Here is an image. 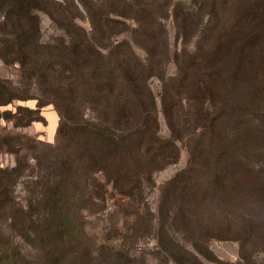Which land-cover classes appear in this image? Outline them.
Here are the masks:
<instances>
[{"label":"trees","instance_id":"trees-1","mask_svg":"<svg viewBox=\"0 0 264 264\" xmlns=\"http://www.w3.org/2000/svg\"><path fill=\"white\" fill-rule=\"evenodd\" d=\"M42 12L61 30L49 42ZM171 17L181 41L176 76L167 75ZM1 19L10 29L0 32V59L17 65L19 77L0 74V105L38 101L4 113L18 126L42 119L47 104L60 116L58 140L34 146L46 154L37 153L31 167L19 160L0 168L3 264L134 262L118 240H97L85 218L88 203L105 206L110 191L129 199L137 221L148 217L161 249L157 227L167 231L174 243L165 249L168 263H201L207 238H238L242 226L254 231L264 215V177L242 169L261 174L264 162L238 151L239 135L228 136L224 116L229 107L238 130L240 119L264 112V0H0ZM153 77L163 82L168 138L159 135ZM185 139L191 162L154 208L145 200L154 173L178 161ZM18 182L24 196L13 193ZM204 221L206 233L196 235ZM175 225L191 233L190 245Z\"/></svg>","mask_w":264,"mask_h":264},{"label":"rangeland","instance_id":"rangeland-1","mask_svg":"<svg viewBox=\"0 0 264 264\" xmlns=\"http://www.w3.org/2000/svg\"><path fill=\"white\" fill-rule=\"evenodd\" d=\"M40 19L41 36L44 42L51 41L61 33V30L46 13H40ZM80 22L88 27L87 22L82 20ZM167 28L170 53L172 55L167 64V75L176 76L178 66L173 55L181 48V41L177 36L172 17L167 20ZM9 29L7 21L1 19L0 32L5 33ZM0 74L3 77L16 80L19 77V68L14 64H6L0 59ZM150 86L155 94L158 108V118L160 121L159 135L163 138H168L171 136V131L163 113V82L160 78L153 77L150 79ZM37 104V99L30 98L28 100H16L3 106L0 105V168L13 167L19 160L26 162L31 167V164L35 162V157L39 155L37 153L44 155L48 152V149L45 147L40 146L36 148L34 146L38 145L40 141L54 143L58 140L57 132L60 116L53 104H47L42 107V119L33 121L25 126L16 125L10 115L4 113L6 110L16 111L17 105L36 107ZM188 112V110H185L182 115L185 123L190 119ZM232 114L228 107L224 116L226 133L228 136L233 134L239 135L237 143L235 142L239 152H245L253 162H264V112L253 116L250 120L240 119V129L238 130L235 129ZM232 138L234 139L235 136H232ZM197 142L198 137L190 142V147L194 148ZM178 144L180 147L178 161L154 173L155 187L145 195V200L154 208L161 204L164 186L178 172L187 168L191 162V148H189L188 141L186 139L179 140ZM239 156L241 155L239 154ZM249 158L245 159L249 160ZM248 168L242 169L243 176L254 175L256 177L260 175L259 177H264V172L256 174ZM192 177L195 178L196 174H193ZM20 180L25 181V179ZM23 186L22 182H18L17 185L13 186V193L18 196H24L25 190ZM128 201L129 199L125 198V196L110 191L107 195L105 206H102V202L98 200L88 203V210H85L84 214L90 227H92V231L96 236L95 238L97 240L105 238L111 241L114 239V242L118 240L120 243H123L127 249L136 255V260L130 264H177L175 262L168 263V253L165 249L174 247V243L170 240L167 231L162 230L159 226L157 227L158 231H161L160 235L165 245L161 249L158 245V234L155 232V228L151 226L148 217L142 216L137 221L136 217H133L131 214L136 208L129 204ZM166 223L167 221L164 219L163 225L165 229H167L168 225ZM253 225L255 227L253 232L252 226L240 227L239 236L235 239L207 238L202 243L205 246H200V249L208 257H202L203 262L201 261V263L193 259L191 263L187 262V264H264V215L258 216ZM176 226H174L176 228V235L180 239H183L182 242L184 244L190 245L189 243L193 238L191 233L182 232L179 226ZM208 227L209 224L205 221L201 224L199 223L198 228H196L198 234L196 232L195 234L203 235L206 233ZM4 228L5 221L2 220L0 222V229ZM250 232L254 234L252 239L249 238ZM104 251L107 252V249H104ZM243 253L248 254V258ZM249 258L252 260H249ZM0 264H3V261L0 260Z\"/></svg>","mask_w":264,"mask_h":264}]
</instances>
